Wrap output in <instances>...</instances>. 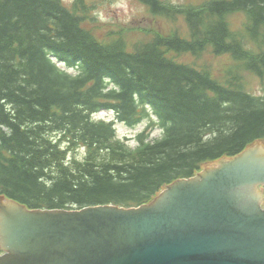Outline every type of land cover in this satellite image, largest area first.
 Wrapping results in <instances>:
<instances>
[{
	"label": "trees",
	"instance_id": "16d2710c",
	"mask_svg": "<svg viewBox=\"0 0 264 264\" xmlns=\"http://www.w3.org/2000/svg\"><path fill=\"white\" fill-rule=\"evenodd\" d=\"M136 1L185 18L191 40L157 29L100 36L99 0H0V194L30 208L137 206L264 137V94L249 92L242 76L222 84L176 61L212 48L232 52L235 74L264 76V52L247 47L264 45V0H210L185 16L164 0ZM235 12L245 15L242 32L227 23ZM146 105L162 137L142 131L133 148L112 122L91 118L107 110L134 127Z\"/></svg>",
	"mask_w": 264,
	"mask_h": 264
},
{
	"label": "water",
	"instance_id": "95a60500",
	"mask_svg": "<svg viewBox=\"0 0 264 264\" xmlns=\"http://www.w3.org/2000/svg\"><path fill=\"white\" fill-rule=\"evenodd\" d=\"M225 161L138 208L30 210L0 197V264H264V210L254 193L264 152Z\"/></svg>",
	"mask_w": 264,
	"mask_h": 264
},
{
	"label": "rangeland",
	"instance_id": "374dc122",
	"mask_svg": "<svg viewBox=\"0 0 264 264\" xmlns=\"http://www.w3.org/2000/svg\"><path fill=\"white\" fill-rule=\"evenodd\" d=\"M172 1L178 2L181 0ZM99 2L98 15L101 20L99 23L98 34L101 36L105 34L110 28L117 29L132 27L130 31H133L137 26L149 25V23L153 21L152 18H150V16L147 14V11L134 0H99ZM155 25L159 26L160 22L156 21ZM250 81V86L253 91L260 93L261 85L258 80L254 77H251ZM262 86L264 87V80ZM117 128L119 136L125 138L126 136H133L136 131L142 128V126L136 127V130H131L121 125L117 126ZM158 132V129L153 130L154 134H158ZM261 204L262 207H264V199L261 201Z\"/></svg>",
	"mask_w": 264,
	"mask_h": 264
}]
</instances>
